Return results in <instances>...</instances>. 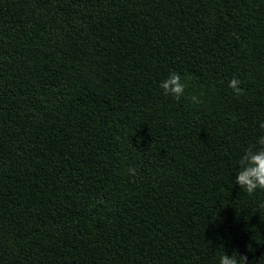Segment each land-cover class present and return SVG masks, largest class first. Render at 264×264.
<instances>
[{
    "label": "trees",
    "instance_id": "1",
    "mask_svg": "<svg viewBox=\"0 0 264 264\" xmlns=\"http://www.w3.org/2000/svg\"><path fill=\"white\" fill-rule=\"evenodd\" d=\"M261 120L264 0H0V264H264Z\"/></svg>",
    "mask_w": 264,
    "mask_h": 264
},
{
    "label": "clouds",
    "instance_id": "2",
    "mask_svg": "<svg viewBox=\"0 0 264 264\" xmlns=\"http://www.w3.org/2000/svg\"><path fill=\"white\" fill-rule=\"evenodd\" d=\"M187 78L182 79L180 73L171 72L168 76L159 83L160 89L163 90L165 96H171L175 100H179L184 96L185 90L188 87ZM241 81L233 77L228 82V87L232 89L234 95L239 97L243 94V89L239 87ZM190 101L194 105L202 103L201 99L192 95ZM259 127L264 129V120L259 122ZM240 170L236 173L234 183L244 190L248 195H252L258 189L264 191V135L257 138L256 142L249 144L240 156L238 161ZM129 173L136 174L134 168L129 169ZM264 207V203L260 205ZM219 264H247V256L238 255L233 251L229 256L223 252L219 258Z\"/></svg>",
    "mask_w": 264,
    "mask_h": 264
}]
</instances>
